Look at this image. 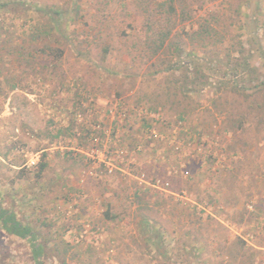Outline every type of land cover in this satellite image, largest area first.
Here are the masks:
<instances>
[{
  "label": "rangeland",
  "instance_id": "1",
  "mask_svg": "<svg viewBox=\"0 0 264 264\" xmlns=\"http://www.w3.org/2000/svg\"><path fill=\"white\" fill-rule=\"evenodd\" d=\"M260 51L264 0H0V264H264Z\"/></svg>",
  "mask_w": 264,
  "mask_h": 264
},
{
  "label": "trees",
  "instance_id": "2",
  "mask_svg": "<svg viewBox=\"0 0 264 264\" xmlns=\"http://www.w3.org/2000/svg\"><path fill=\"white\" fill-rule=\"evenodd\" d=\"M197 34H199V32ZM202 34H206V33L203 32ZM206 35H208V34H206ZM164 42H165L164 40H160V42L156 46H154V50H153L154 52H153V54L159 53L160 49H162L164 47ZM242 50H243V48H242ZM232 53L235 54V55H231L230 52H228L227 58H232V61H236V62H238V60H245V63L244 64H247L250 61V58H252V56L255 53V51H253L252 48L249 47L246 56H244V53L243 52L242 53L232 52ZM258 58H259V60L262 63V67H264V52L260 51V55L258 56ZM196 61H200L201 63H203V60L196 59ZM207 62H208V60L205 59L204 60V63H207ZM244 64H242V65H244ZM247 66L248 65H246V68L245 69H247ZM235 67L232 70L231 69H227V72H231V71L234 70V72L236 73L235 74V73L231 72L230 73V76L231 77H236L238 75V69H237L238 68V65H236ZM180 68L181 67L179 66L178 69H180ZM216 69H214V70H216ZM172 71H171V73H172ZM195 71H196L197 74L201 73L197 68H195ZM215 73H220V72H215ZM193 74H194V72H193ZM223 74L225 75L226 72L222 71L221 72V75H223ZM200 78L203 79V81H202L203 83H201L203 89H201V90H205L208 87H210V88L211 87L216 88L218 86V85L214 86L211 83L210 84L207 83V80H206V78L204 76H201ZM223 80H226V79H223ZM224 88H227L226 81L221 82L220 85H219V87H217V90H221V89H224ZM256 93L257 94L261 93V95H262V101H263L262 104H263V106H262L261 109L263 110L262 111V114L263 115H262V119H261L260 124L262 125L261 131L264 132V75L262 76V81L259 84V90H257ZM248 97H245V98H248ZM233 116L234 117L232 119H230V127H226L227 130L230 131V132H241V131H243L244 130L243 125L245 124L244 122H246V119H244V115L234 114ZM262 143L264 144V133H263ZM0 224H1V226L4 229H6L8 231V233L10 235H14L17 238H20V239L25 240L28 237V235L30 234V230H28L27 228L22 227L19 223H17L14 220L13 216H11V215H7V214H4V213H0ZM238 250L241 251V252H245V249H243L242 247H240ZM32 251L35 253L36 256H38L39 253H40V251H41V246L38 249H35V247H34L32 249ZM252 256H253L252 253L248 255V257H249L248 259H249V263L250 264H254V262L252 261V259H253Z\"/></svg>",
  "mask_w": 264,
  "mask_h": 264
},
{
  "label": "built area",
  "instance_id": "3",
  "mask_svg": "<svg viewBox=\"0 0 264 264\" xmlns=\"http://www.w3.org/2000/svg\"><path fill=\"white\" fill-rule=\"evenodd\" d=\"M118 110H114L113 112L110 111V117H111V122H113V119H115L118 122H121L122 119L125 118L124 113L121 112H117ZM112 115V116H111ZM100 126L97 125L95 130H100ZM107 135V133H106ZM153 136H155L153 134ZM91 140L90 142L92 143V148H90L88 151H83V154H85L87 152V157L89 155L90 158L102 163L101 165H103V168L105 169V171L109 174L112 173L114 170L117 169L118 165L116 163V165H114L112 163V160H121L122 157H124L123 155H126V151L121 149V150H116L115 152H107L104 149H100L98 146L100 145V141H99V136L97 135V133H93L90 135L89 137ZM113 155V156H111ZM109 156L113 157L110 158ZM33 164V161H30V165Z\"/></svg>",
  "mask_w": 264,
  "mask_h": 264
}]
</instances>
